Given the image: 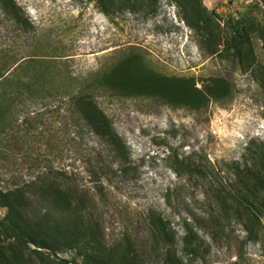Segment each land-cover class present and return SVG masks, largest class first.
I'll return each mask as SVG.
<instances>
[{
	"label": "rangeland",
	"instance_id": "1",
	"mask_svg": "<svg viewBox=\"0 0 264 264\" xmlns=\"http://www.w3.org/2000/svg\"><path fill=\"white\" fill-rule=\"evenodd\" d=\"M15 2L32 25L16 43L31 46L21 54H35L32 74L49 90L98 81L125 61L126 92L93 93L127 159H106L107 175L94 174L95 137L72 130L65 110L13 112L9 126L0 106V190L63 169L94 217L80 213L83 233L67 248L51 224L26 230L23 199L15 212L0 197V244L17 246L0 264H86L113 247L110 264L125 251L135 252L129 264H264V215L257 221L229 195L238 178L264 182L252 159L264 150V0ZM17 226L45 247L16 241ZM165 236L176 245L163 248Z\"/></svg>",
	"mask_w": 264,
	"mask_h": 264
},
{
	"label": "trees",
	"instance_id": "2",
	"mask_svg": "<svg viewBox=\"0 0 264 264\" xmlns=\"http://www.w3.org/2000/svg\"><path fill=\"white\" fill-rule=\"evenodd\" d=\"M0 23L3 24L0 26V32H2V41L0 42V106L11 117L2 122L11 126L18 118H13V112L26 111L28 115L32 112L35 114V110L32 108L36 106L52 108L53 111L63 109L73 120L74 128H71L72 130L85 128L95 137L98 144L95 153L99 163L96 170H93L94 174L107 175L109 164H106L108 162L106 159L112 161L117 158L127 159L124 141L95 101L93 93L95 89H105L116 93L126 92L128 80L121 77L126 75L125 61H118L109 70L103 72L98 81L91 78L89 81L87 79L78 81L71 78L66 89L49 90L40 80L41 75L32 74L31 66L35 61L32 59H35V54H21V52L29 50L31 46L26 44L27 42L21 47L16 43L17 39L23 40V42L30 39L32 25L15 0H0ZM74 80L76 88L71 90L69 87L72 86ZM33 119L34 117L28 116L27 121L30 125H33ZM67 122L66 125H68ZM252 159L254 166L258 165L255 168L257 173L264 174V150L258 152ZM189 166L192 167V171L199 167L193 161L189 163ZM257 178L258 176L254 175L253 180L256 182ZM235 184L239 189L229 194L231 199L237 205L244 207L245 210L253 212L256 220L260 221L259 216L264 215V189L257 188V186L264 187V182L259 185L255 183L253 188L245 187L242 180L238 178ZM13 194L16 196H12ZM13 194L10 195L0 190V197L9 210L16 212L15 204L19 198L26 203L21 207V212L30 217L20 215L26 230L33 231L32 226L35 225L48 227L51 224L52 228H56L58 232L68 236H65L62 242L67 248H72V245L79 241L80 235L83 233L77 225L80 213L90 224L94 219L91 210L88 211L81 201V196H79L81 193L77 185H74L72 178L63 169L54 170L50 166L34 180L16 186ZM26 210L31 211L33 216L27 214ZM14 239L18 242H31L37 246L45 247V244L32 238L24 228L19 226L14 233ZM165 241L176 245L173 238L165 236L163 237V248L166 250L168 247H166ZM98 246L104 248L100 242ZM16 247V245L2 246L0 244V253L5 254V250L14 251ZM107 250V253L100 256L93 253L88 254L86 264H110L107 259L112 257L115 249L113 247ZM134 253L121 252L119 256L113 258V264H129V257ZM61 262L63 264L68 263L64 259H61Z\"/></svg>",
	"mask_w": 264,
	"mask_h": 264
}]
</instances>
